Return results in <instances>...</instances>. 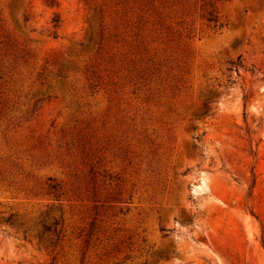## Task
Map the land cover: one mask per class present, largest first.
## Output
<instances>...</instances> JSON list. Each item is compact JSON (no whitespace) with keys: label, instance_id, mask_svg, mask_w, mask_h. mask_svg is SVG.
<instances>
[{"label":"rangeland","instance_id":"obj_1","mask_svg":"<svg viewBox=\"0 0 264 264\" xmlns=\"http://www.w3.org/2000/svg\"><path fill=\"white\" fill-rule=\"evenodd\" d=\"M0 264H264V0H0Z\"/></svg>","mask_w":264,"mask_h":264},{"label":"trees","instance_id":"obj_2","mask_svg":"<svg viewBox=\"0 0 264 264\" xmlns=\"http://www.w3.org/2000/svg\"><path fill=\"white\" fill-rule=\"evenodd\" d=\"M50 229L49 227H46V230Z\"/></svg>","mask_w":264,"mask_h":264}]
</instances>
